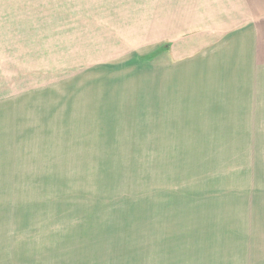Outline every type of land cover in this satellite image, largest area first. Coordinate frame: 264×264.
<instances>
[{
    "label": "rangeland",
    "instance_id": "rangeland-1",
    "mask_svg": "<svg viewBox=\"0 0 264 264\" xmlns=\"http://www.w3.org/2000/svg\"><path fill=\"white\" fill-rule=\"evenodd\" d=\"M148 4L0 0V264H264V105L146 104L166 100L168 45L115 58L113 36Z\"/></svg>",
    "mask_w": 264,
    "mask_h": 264
},
{
    "label": "crops",
    "instance_id": "crops-1",
    "mask_svg": "<svg viewBox=\"0 0 264 264\" xmlns=\"http://www.w3.org/2000/svg\"><path fill=\"white\" fill-rule=\"evenodd\" d=\"M148 1L130 14L142 22L130 25L129 14H123L125 25L114 23L118 35L113 36V46L119 47L115 58L147 55L168 45L161 53L166 100L145 103L160 105L165 120H186V112L191 120H241L242 114L256 119L264 105V0ZM191 60L203 67L194 81L201 90L193 99L185 96L189 86L181 67ZM171 88L177 96H170Z\"/></svg>",
    "mask_w": 264,
    "mask_h": 264
}]
</instances>
